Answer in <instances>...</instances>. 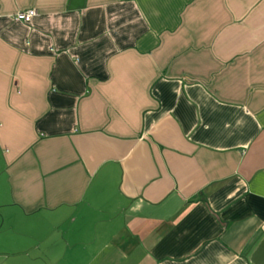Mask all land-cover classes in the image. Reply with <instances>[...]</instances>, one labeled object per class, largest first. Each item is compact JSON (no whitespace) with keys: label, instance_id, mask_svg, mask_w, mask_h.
<instances>
[{"label":"crops","instance_id":"0c3cea01","mask_svg":"<svg viewBox=\"0 0 264 264\" xmlns=\"http://www.w3.org/2000/svg\"><path fill=\"white\" fill-rule=\"evenodd\" d=\"M69 3L0 0V264H249L264 0Z\"/></svg>","mask_w":264,"mask_h":264},{"label":"water","instance_id":"95a60500","mask_svg":"<svg viewBox=\"0 0 264 264\" xmlns=\"http://www.w3.org/2000/svg\"><path fill=\"white\" fill-rule=\"evenodd\" d=\"M84 0H70L69 9H78L83 7ZM249 264H264V237L258 242L249 256Z\"/></svg>","mask_w":264,"mask_h":264},{"label":"built area","instance_id":"2783aa9c","mask_svg":"<svg viewBox=\"0 0 264 264\" xmlns=\"http://www.w3.org/2000/svg\"><path fill=\"white\" fill-rule=\"evenodd\" d=\"M37 15V11L34 8H30L27 10H20L13 14L12 18L14 20H19L24 23H30L32 18Z\"/></svg>","mask_w":264,"mask_h":264}]
</instances>
